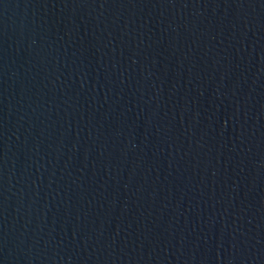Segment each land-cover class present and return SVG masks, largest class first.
I'll list each match as a JSON object with an SVG mask.
<instances>
[{
	"label": "water",
	"instance_id": "obj_1",
	"mask_svg": "<svg viewBox=\"0 0 264 264\" xmlns=\"http://www.w3.org/2000/svg\"><path fill=\"white\" fill-rule=\"evenodd\" d=\"M0 264H264V0H0Z\"/></svg>",
	"mask_w": 264,
	"mask_h": 264
}]
</instances>
